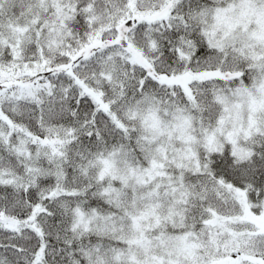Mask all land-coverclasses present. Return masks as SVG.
<instances>
[{
    "label": "snow or ice",
    "instance_id": "snow-or-ice-1",
    "mask_svg": "<svg viewBox=\"0 0 264 264\" xmlns=\"http://www.w3.org/2000/svg\"><path fill=\"white\" fill-rule=\"evenodd\" d=\"M0 264H264V0H0Z\"/></svg>",
    "mask_w": 264,
    "mask_h": 264
}]
</instances>
